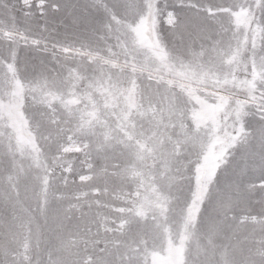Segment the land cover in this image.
Masks as SVG:
<instances>
[{"label":"snow or ice","instance_id":"snow-or-ice-1","mask_svg":"<svg viewBox=\"0 0 264 264\" xmlns=\"http://www.w3.org/2000/svg\"><path fill=\"white\" fill-rule=\"evenodd\" d=\"M0 264H264V0H0Z\"/></svg>","mask_w":264,"mask_h":264}]
</instances>
